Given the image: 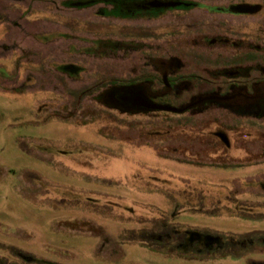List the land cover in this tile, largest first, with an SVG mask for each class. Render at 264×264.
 I'll return each instance as SVG.
<instances>
[{"label": "rangeland", "instance_id": "obj_1", "mask_svg": "<svg viewBox=\"0 0 264 264\" xmlns=\"http://www.w3.org/2000/svg\"><path fill=\"white\" fill-rule=\"evenodd\" d=\"M54 1L0 0V264H264L262 103L194 73L155 98L176 113L95 105L98 73H55L54 35H35Z\"/></svg>", "mask_w": 264, "mask_h": 264}, {"label": "flooded vegetation", "instance_id": "obj_2", "mask_svg": "<svg viewBox=\"0 0 264 264\" xmlns=\"http://www.w3.org/2000/svg\"><path fill=\"white\" fill-rule=\"evenodd\" d=\"M54 5L37 13V21L54 30L35 35H54L44 45H55L49 64L55 73L73 82L98 73L84 87L95 105L109 108L103 96L111 95L124 110L167 108L155 98L174 91L183 76L203 73L198 91L232 95L233 107L260 101L257 116L264 119V0H56ZM28 14L33 16L31 11L21 16L24 23ZM109 60L125 68L112 77L95 69ZM145 77L152 80L147 91L141 88ZM205 103L190 104L185 113ZM210 109L207 114L218 112Z\"/></svg>", "mask_w": 264, "mask_h": 264}, {"label": "water", "instance_id": "obj_3", "mask_svg": "<svg viewBox=\"0 0 264 264\" xmlns=\"http://www.w3.org/2000/svg\"><path fill=\"white\" fill-rule=\"evenodd\" d=\"M153 110H161V111L174 112V113L178 112L174 109H169V108H158V109L157 108H151V109H148L146 111H153ZM183 111H185V110H181L180 112H183Z\"/></svg>", "mask_w": 264, "mask_h": 264}]
</instances>
